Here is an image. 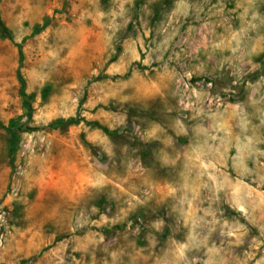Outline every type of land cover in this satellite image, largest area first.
Segmentation results:
<instances>
[{
  "label": "rangeland",
  "instance_id": "rangeland-1",
  "mask_svg": "<svg viewBox=\"0 0 264 264\" xmlns=\"http://www.w3.org/2000/svg\"><path fill=\"white\" fill-rule=\"evenodd\" d=\"M0 18V264H264V0Z\"/></svg>",
  "mask_w": 264,
  "mask_h": 264
},
{
  "label": "trees",
  "instance_id": "trees-1",
  "mask_svg": "<svg viewBox=\"0 0 264 264\" xmlns=\"http://www.w3.org/2000/svg\"><path fill=\"white\" fill-rule=\"evenodd\" d=\"M0 20H1V18H0ZM20 78H21V80H23V78L21 76H20ZM66 123H68V124H76V123H78V121L75 120V119H69V120L66 121Z\"/></svg>",
  "mask_w": 264,
  "mask_h": 264
}]
</instances>
